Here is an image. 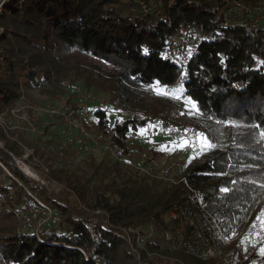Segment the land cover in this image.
Listing matches in <instances>:
<instances>
[{
	"label": "trees",
	"instance_id": "1",
	"mask_svg": "<svg viewBox=\"0 0 264 264\" xmlns=\"http://www.w3.org/2000/svg\"><path fill=\"white\" fill-rule=\"evenodd\" d=\"M13 1L17 4L11 6ZM241 1L240 11L227 0H152L147 12L140 11L135 0L4 4L0 110L33 90L52 98L65 95L64 103L75 107L70 84H78L122 105L124 114L114 117L104 107L92 106L86 121L90 130L114 129L126 137L152 122L151 131L169 132L181 122L172 109L146 92L156 86L194 103L195 117L184 114L183 119L213 147L203 155L194 152L182 163L178 182L120 187L125 160L101 152L61 151L57 134L43 129L24 140L48 168L47 177L64 186L65 193L58 195L35 180L26 184L21 178L25 174L0 150V160L9 171L0 166V264H138L120 228L142 229L153 219L174 230L178 221L168 220L170 211L198 214L191 189L227 232L242 231L264 211V23L252 27L255 0ZM174 33L193 37L187 56L168 51ZM160 143L148 147L138 143L135 150L123 145L118 155L130 158L138 149L148 150L149 167L155 170L151 162L163 151ZM77 155L82 161L68 167ZM99 155L109 163L89 176L86 169L99 165ZM60 163L66 165L58 167ZM27 190L58 217L39 233L17 228L15 212L26 203H36ZM200 228L204 239L210 240L205 221H200ZM184 235L185 247L176 251L146 241L141 257L146 264H264L260 240L246 244L240 237L231 245L219 244L221 253L206 258L187 222ZM146 251L153 253L152 258Z\"/></svg>",
	"mask_w": 264,
	"mask_h": 264
},
{
	"label": "built area",
	"instance_id": "2",
	"mask_svg": "<svg viewBox=\"0 0 264 264\" xmlns=\"http://www.w3.org/2000/svg\"><path fill=\"white\" fill-rule=\"evenodd\" d=\"M8 0H0V14L4 4ZM135 5L142 12L152 9V0H135ZM232 8L240 11L243 8L241 0H227ZM264 23V0H255L253 12L250 17L252 27ZM4 28L0 25V39L4 35ZM194 44L193 37L182 33H174L168 40V51L170 53L187 56ZM2 53L0 50V62ZM68 84L67 81L64 82ZM73 90L77 104L75 107L64 102L45 101L38 104L29 100L23 93L15 104L0 110V150L7 154L14 162L15 166L25 174L21 165L28 166L34 176H28L43 186L48 192L58 195L61 194V186L53 179L47 177L48 168L41 164L34 156V149L28 145L24 137L35 135L40 130L47 129L57 134V148L61 151L77 150L82 153L101 152L113 160H125L126 171L120 187L128 186H153L164 184L166 182H178L181 178L174 174H166L152 170L148 162V150L138 149L133 152L130 158L119 156L118 152L122 150L123 145L135 150L136 144L148 147L153 144L152 138L156 134L166 135L164 132H154L150 134V125L144 126L135 134L119 137V133L114 129H109L105 133H98L90 130L86 121L92 114V106L105 107V102L96 97L89 91H86L78 84H70ZM174 98L175 94L171 93ZM177 139L187 141L184 147H189L197 140V134L193 130L173 129L166 132ZM120 140V141H118ZM14 146L13 149L7 144ZM80 162V158L74 157L68 163L72 167ZM38 165L35 169L29 164ZM2 169L9 173L6 166L0 160ZM26 175V174H25ZM28 194L35 200L34 203H26L15 212L17 219V228L23 231H32L39 233L44 227L51 226L58 221L57 215L45 203L33 196L28 190ZM192 202L196 205L198 214H188L183 209L172 210L168 213L169 221H178V226L174 229H168L165 225L149 220L142 229L132 227H122L121 232L127 244L129 245L134 261L138 264H146L147 259L141 257L140 250L145 247V242H154L160 246L166 247L171 251L180 250L185 247L184 223L192 226L193 235L199 239L200 253L206 258H215L221 252L219 244L224 246L231 245L240 237L244 238L246 244L255 241H261L264 247V225L258 217L264 219V211L258 212L254 219L240 231L227 232L220 224L216 215L211 213L202 203L199 194L191 189ZM104 218V214H102ZM200 221H205L209 228L210 240H205L200 228ZM147 258H152L153 253L146 251ZM160 259L174 261V257L168 255L155 254ZM156 257V258H157ZM144 260V261H143Z\"/></svg>",
	"mask_w": 264,
	"mask_h": 264
},
{
	"label": "rangeland",
	"instance_id": "3",
	"mask_svg": "<svg viewBox=\"0 0 264 264\" xmlns=\"http://www.w3.org/2000/svg\"><path fill=\"white\" fill-rule=\"evenodd\" d=\"M17 2L13 1L10 3L11 6L16 5ZM146 92H149L154 99H157L159 102H161L164 106H167L168 108L172 109V114L175 118H177L181 124L179 126H175L173 129H186V130H193L191 126L188 124L187 121H185L183 118V115L185 114L187 117H195L196 115V107L194 106V103L191 102L190 100L187 99H181L178 97L177 94H175V97L172 98L170 97V94L172 91L168 90H162L157 88L156 86H151L149 90L146 89ZM96 97L101 98L105 102V107L107 112L109 113L110 117L114 116H119L123 115L124 113L121 111V106L122 105H113L112 103H109L108 97L104 95L102 92H96L93 93ZM29 100H32L38 104H41L45 101H50L52 102L53 99L55 100L54 102L61 103V102H66L67 96H59L58 98H52L49 97L47 94H41L37 90H33L29 92V95L26 96ZM134 107L130 106L129 109H133ZM150 122V127H151ZM164 132L163 130H160L159 128L155 132L161 133ZM150 134H155L153 131H150ZM162 134V133H161ZM166 135H160L156 134L155 137L152 138V142H161L160 146L162 147L163 151L157 158L154 160V162H151V165L155 168V171L165 173V170L168 168V166L171 163H175L174 167L172 168V171L169 174H174L177 175L178 172H180L179 166L184 163L189 157H191L194 152L197 153L198 155H203L206 154L210 148L206 146H202L201 141L199 138L195 141V143H192L191 146L189 147H184L185 143L183 142L182 139H177L176 137L171 136L170 134H167L164 132ZM209 143L208 141H205V144ZM80 158V161H82V156H75ZM97 161H100L99 165L94 168H88L86 169V173L90 176L93 174L94 170L97 171H103L107 164L109 163V158L103 155H99ZM29 164V163H28ZM33 167V164H31ZM29 164V166H31ZM66 164L61 163L58 165L59 166H65ZM68 165V164H67ZM55 167V165H53ZM34 168V167H33ZM24 174V173H23ZM22 180L26 184H31L33 183V179L28 177L27 174L26 176L23 175L21 176ZM179 179V175H178ZM61 186V194L65 193L64 186L57 182ZM116 194H119V191L115 192ZM172 262V261H171Z\"/></svg>",
	"mask_w": 264,
	"mask_h": 264
},
{
	"label": "snow or ice",
	"instance_id": "4",
	"mask_svg": "<svg viewBox=\"0 0 264 264\" xmlns=\"http://www.w3.org/2000/svg\"><path fill=\"white\" fill-rule=\"evenodd\" d=\"M157 83H158V82H157ZM194 106H195V105H194ZM197 111H198V109H197ZM225 123L229 124V126H234V125H232V122H225ZM261 135L264 136V133H261ZM197 137H198L199 140L201 141L202 146H206V147H208V148H212V147H213V145H212L211 143H207V144H205V141L208 140V137H206L204 134H202V133H197ZM183 142H184L185 144L187 143L186 140L183 141ZM222 191L227 192L228 189H227V188H224V189H222ZM258 219H260V220H261V224L264 225V219H262L261 217H258ZM260 252H261V254H264V248H261V249H260Z\"/></svg>",
	"mask_w": 264,
	"mask_h": 264
},
{
	"label": "bare ground",
	"instance_id": "5",
	"mask_svg": "<svg viewBox=\"0 0 264 264\" xmlns=\"http://www.w3.org/2000/svg\"><path fill=\"white\" fill-rule=\"evenodd\" d=\"M21 169L27 174V176H34L33 171L26 165H21Z\"/></svg>",
	"mask_w": 264,
	"mask_h": 264
}]
</instances>
